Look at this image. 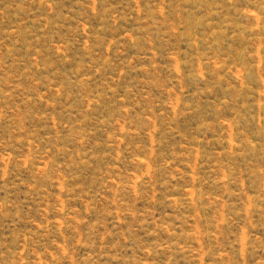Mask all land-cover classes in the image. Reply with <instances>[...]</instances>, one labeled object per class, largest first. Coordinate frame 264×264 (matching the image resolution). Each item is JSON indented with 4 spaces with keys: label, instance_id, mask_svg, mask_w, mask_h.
<instances>
[{
    "label": "rangeland",
    "instance_id": "obj_1",
    "mask_svg": "<svg viewBox=\"0 0 264 264\" xmlns=\"http://www.w3.org/2000/svg\"><path fill=\"white\" fill-rule=\"evenodd\" d=\"M0 264H264V0H0Z\"/></svg>",
    "mask_w": 264,
    "mask_h": 264
}]
</instances>
